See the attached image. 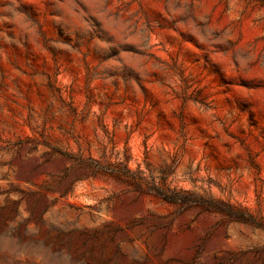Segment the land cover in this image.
Instances as JSON below:
<instances>
[{"label": "rangeland", "instance_id": "1", "mask_svg": "<svg viewBox=\"0 0 264 264\" xmlns=\"http://www.w3.org/2000/svg\"><path fill=\"white\" fill-rule=\"evenodd\" d=\"M258 222L264 0H0V264H264Z\"/></svg>", "mask_w": 264, "mask_h": 264}, {"label": "trees", "instance_id": "2", "mask_svg": "<svg viewBox=\"0 0 264 264\" xmlns=\"http://www.w3.org/2000/svg\"><path fill=\"white\" fill-rule=\"evenodd\" d=\"M162 199L168 203L172 204H179L189 206L192 204H198L202 202L201 200L197 199L193 193L189 191H185L182 189L171 188L170 185L164 183V188L162 193H159ZM239 220H242L244 223H253L254 221H249L245 219L243 215H239ZM252 218V217H251ZM256 228L264 230V222L254 223Z\"/></svg>", "mask_w": 264, "mask_h": 264}]
</instances>
